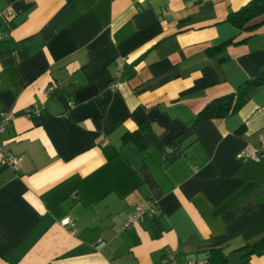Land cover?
Here are the masks:
<instances>
[{
  "label": "crops",
  "instance_id": "0c3cea01",
  "mask_svg": "<svg viewBox=\"0 0 264 264\" xmlns=\"http://www.w3.org/2000/svg\"><path fill=\"white\" fill-rule=\"evenodd\" d=\"M245 1L0 0V264H264V80L195 118L264 68Z\"/></svg>",
  "mask_w": 264,
  "mask_h": 264
},
{
  "label": "trees",
  "instance_id": "16d2710c",
  "mask_svg": "<svg viewBox=\"0 0 264 264\" xmlns=\"http://www.w3.org/2000/svg\"><path fill=\"white\" fill-rule=\"evenodd\" d=\"M264 0H247L235 9L229 10L224 19H227L244 29H252L264 21ZM263 15L256 20L254 17ZM264 80V68L244 78L236 88L215 95L203 103L197 110L195 118L224 116L235 111L245 99L247 89ZM264 243V236L259 237L251 244H247V252L258 249Z\"/></svg>",
  "mask_w": 264,
  "mask_h": 264
},
{
  "label": "built area",
  "instance_id": "2783aa9c",
  "mask_svg": "<svg viewBox=\"0 0 264 264\" xmlns=\"http://www.w3.org/2000/svg\"><path fill=\"white\" fill-rule=\"evenodd\" d=\"M133 1V0H132ZM8 13L9 10H6ZM2 35V32L0 30V37ZM125 57H120L118 62L116 63L114 74H118L120 72L121 68V61ZM114 82H112V85ZM34 111V110H33ZM37 112V111H34ZM32 110L30 107L25 108V114L26 115H31ZM9 121V115L7 110H0V130L5 127V125ZM260 138V144L261 148L256 152L257 155H259L262 151V147L264 146V131L260 133L259 135ZM242 152H237L236 155L239 156L241 155ZM0 157L9 165L15 167L18 163V156L14 155L12 153H9L7 151H4L0 147ZM158 212V205L156 204V201L153 198H146L145 202L143 204H134L132 210L128 213L127 217L123 221V226H129L134 224L135 222H138L142 220L145 216H154ZM70 220V217L68 215H65L59 219L61 224H67ZM194 260L192 259H186L184 262H181L179 264H188ZM198 264H202L203 260H197L196 261Z\"/></svg>",
  "mask_w": 264,
  "mask_h": 264
}]
</instances>
